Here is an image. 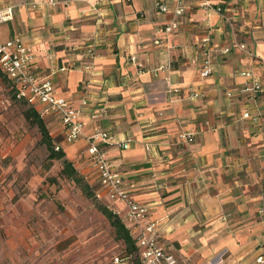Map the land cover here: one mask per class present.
Instances as JSON below:
<instances>
[{"label":"crops","instance_id":"1","mask_svg":"<svg viewBox=\"0 0 264 264\" xmlns=\"http://www.w3.org/2000/svg\"><path fill=\"white\" fill-rule=\"evenodd\" d=\"M37 1L47 0H0L11 15L0 23V41L17 36L30 47L36 78L75 107L84 101L79 138L104 130L124 145L105 151L177 264H213L222 255L246 264L264 255V0H211L208 10L188 0L178 16L174 0L29 6ZM157 1L168 11L158 12ZM245 71L259 91L245 90ZM191 91L199 96L189 99ZM44 120L49 135L61 137L60 125Z\"/></svg>","mask_w":264,"mask_h":264},{"label":"rangeland","instance_id":"2","mask_svg":"<svg viewBox=\"0 0 264 264\" xmlns=\"http://www.w3.org/2000/svg\"><path fill=\"white\" fill-rule=\"evenodd\" d=\"M24 105L12 96L9 82L0 73V245L6 246L2 248L6 255L1 258L3 264H114L113 257L123 256L125 247L114 239L112 227L98 211L96 206L101 204L93 196L85 197L79 186L60 175L59 160L46 158L36 127L23 119ZM81 138L64 143L56 136L53 142L64 156L74 153L70 162L77 165L82 180L92 186L94 178L82 155L86 140ZM18 236L23 241L14 243L13 237ZM178 260L193 264L189 258ZM239 263L222 255L213 264ZM246 264L259 263L254 258Z\"/></svg>","mask_w":264,"mask_h":264},{"label":"built area","instance_id":"3","mask_svg":"<svg viewBox=\"0 0 264 264\" xmlns=\"http://www.w3.org/2000/svg\"><path fill=\"white\" fill-rule=\"evenodd\" d=\"M187 2L188 0H174V6L170 9V12L175 16L181 15ZM199 2L202 9L208 10L211 8V0H199ZM55 4L56 2L53 0H47L46 2H31L29 6L36 8L41 5L54 6ZM153 6L158 12L168 11L167 7L161 2H154ZM10 18L9 7L0 9V23L8 21ZM175 26V22L170 23L164 27V31H168ZM158 42L156 39L153 40L154 44H158ZM234 47L251 55L242 43H234ZM229 49L225 46L220 48L219 52L225 54ZM30 59V47L17 36H13L6 41H0V73L9 82L13 97L34 107L40 117L54 119L61 127V140L64 143L75 142L82 134L83 123L80 119V106L84 105V101H81L79 107H75L64 98L56 96L48 81L36 78L29 71ZM130 61H134V57H130ZM136 66L140 67V64L136 63ZM209 73V61L203 59L199 75L206 77ZM244 75L251 79L245 90L252 93L259 91L258 80L249 71H245ZM226 95L230 96L231 93L227 92ZM198 96L199 94L196 91H191L188 98L194 99ZM242 116L247 117V113H243ZM176 138L185 142L192 139L191 135L187 133H178ZM112 143L118 147L124 146L121 142H116L113 136L104 130H97L86 139L83 156L91 167L98 185L96 198L114 210L128 228L136 245V264H177V260L172 253L158 239L156 225L149 218L147 205L135 201L130 196L129 185L126 184L119 173L114 171L111 157L105 151V146ZM57 148L55 145L54 149ZM114 204H119V209L112 208ZM127 260L124 257H113L114 264H123ZM255 260L257 263L263 264L264 255H258Z\"/></svg>","mask_w":264,"mask_h":264},{"label":"trees","instance_id":"4","mask_svg":"<svg viewBox=\"0 0 264 264\" xmlns=\"http://www.w3.org/2000/svg\"><path fill=\"white\" fill-rule=\"evenodd\" d=\"M21 102L23 103V105L25 104L21 111L23 119L29 125L36 127L40 136L39 141L40 143L44 144L47 151L46 158L49 161L59 160L60 175H62L65 179L71 180L77 186H79L81 193L85 197L89 198L93 196L94 199L101 204L96 206L98 211L105 217L108 224L112 227L114 239L121 241L125 247V254L120 257L127 258L130 261V264H136V245L134 243V239L131 237L128 228L122 222L121 217L116 212H113L109 207H107L105 203L96 198L95 194L98 190L96 179H94L92 186L88 185L85 181L82 180V177L73 167L72 163L65 158L62 149H60L59 147L57 149H54L55 145L53 142V138L49 135L43 118L40 117L37 110L34 107L27 105L24 101Z\"/></svg>","mask_w":264,"mask_h":264}]
</instances>
